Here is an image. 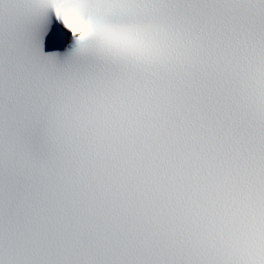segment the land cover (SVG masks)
<instances>
[{
	"label": "snow or ice",
	"instance_id": "obj_1",
	"mask_svg": "<svg viewBox=\"0 0 264 264\" xmlns=\"http://www.w3.org/2000/svg\"><path fill=\"white\" fill-rule=\"evenodd\" d=\"M0 264H264V0H0Z\"/></svg>",
	"mask_w": 264,
	"mask_h": 264
}]
</instances>
